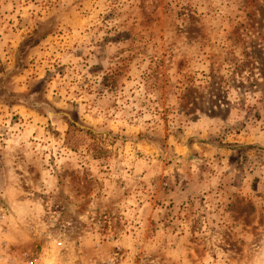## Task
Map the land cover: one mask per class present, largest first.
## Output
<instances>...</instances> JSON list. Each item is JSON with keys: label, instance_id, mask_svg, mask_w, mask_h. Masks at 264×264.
Returning <instances> with one entry per match:
<instances>
[{"label": "rangeland", "instance_id": "374dc122", "mask_svg": "<svg viewBox=\"0 0 264 264\" xmlns=\"http://www.w3.org/2000/svg\"><path fill=\"white\" fill-rule=\"evenodd\" d=\"M0 143V264H264V0H0Z\"/></svg>", "mask_w": 264, "mask_h": 264}, {"label": "crops", "instance_id": "0c3cea01", "mask_svg": "<svg viewBox=\"0 0 264 264\" xmlns=\"http://www.w3.org/2000/svg\"><path fill=\"white\" fill-rule=\"evenodd\" d=\"M11 141V139H9ZM0 148H2L4 150L5 146H3V144L0 143ZM14 159H11V155H5L4 153L0 152V176L2 175V171H6L8 169V176H16L18 175L17 173H19V168L18 165L16 164L18 160H20V158H17V155L14 154ZM10 162H12V164H10ZM15 164V165H13ZM8 165H12L11 168L8 167ZM13 171V172H11ZM6 187L8 188H16V185H14L13 183H11V181L6 184Z\"/></svg>", "mask_w": 264, "mask_h": 264}]
</instances>
